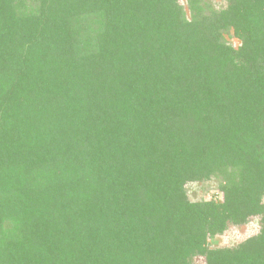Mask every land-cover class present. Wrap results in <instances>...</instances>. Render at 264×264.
<instances>
[{
    "label": "trees",
    "instance_id": "1",
    "mask_svg": "<svg viewBox=\"0 0 264 264\" xmlns=\"http://www.w3.org/2000/svg\"><path fill=\"white\" fill-rule=\"evenodd\" d=\"M187 9L0 0V264H264V0Z\"/></svg>",
    "mask_w": 264,
    "mask_h": 264
},
{
    "label": "rangeland",
    "instance_id": "2",
    "mask_svg": "<svg viewBox=\"0 0 264 264\" xmlns=\"http://www.w3.org/2000/svg\"><path fill=\"white\" fill-rule=\"evenodd\" d=\"M182 7L187 12V0H180ZM202 2L209 6V9H221L224 8L226 5V0H202ZM206 10L205 12H207ZM224 40L231 44L233 47L239 46V40L235 38L232 34V31H228L224 34ZM218 183L219 179H210L208 181H203L199 183H188L186 184V191L188 196L194 200H220V195L218 193ZM264 203V197H263ZM256 222L253 221L252 223L238 228L234 233H231L232 229L223 236H219L215 239L209 241V245L211 246H233L240 241L244 240L245 238L250 237L254 233V229H256ZM198 260V259H197ZM199 262H201L199 260Z\"/></svg>",
    "mask_w": 264,
    "mask_h": 264
}]
</instances>
